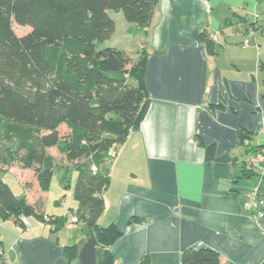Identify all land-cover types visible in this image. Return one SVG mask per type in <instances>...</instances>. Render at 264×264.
<instances>
[{
    "label": "crops",
    "instance_id": "obj_1",
    "mask_svg": "<svg viewBox=\"0 0 264 264\" xmlns=\"http://www.w3.org/2000/svg\"><path fill=\"white\" fill-rule=\"evenodd\" d=\"M125 28L138 48L134 62L147 59L149 107L140 129L103 167L109 185L98 225L122 232L110 248L115 264H139L145 256L151 264H181L189 248L212 249L221 264H264V219L246 207L254 188L264 193V163L251 168L253 149L263 144L264 0H159L150 27ZM204 31L215 41L213 56L199 40ZM0 175L15 177L14 194L41 204L46 216L70 217L78 209L74 182L70 201L63 199L62 173L63 198L53 201L58 216L46 212L52 189L43 193L33 170L0 165ZM22 219L0 218L11 232L0 237L5 260L65 264L67 245L54 237L60 231Z\"/></svg>",
    "mask_w": 264,
    "mask_h": 264
},
{
    "label": "trees",
    "instance_id": "obj_2",
    "mask_svg": "<svg viewBox=\"0 0 264 264\" xmlns=\"http://www.w3.org/2000/svg\"><path fill=\"white\" fill-rule=\"evenodd\" d=\"M158 1L0 0V165L33 170L43 193L49 192L56 172L62 173L67 190L68 174L75 169L74 214L86 237L82 242L95 236L101 246L99 264H115L110 248L122 236L114 224L98 225L109 185L103 167L110 150L140 129L149 107L146 57L134 62L125 51L101 45L116 31L109 12L122 13L128 23L144 29L151 26ZM13 23L31 28L30 33L18 37ZM199 40L209 55L216 54L207 31ZM52 148L65 154L68 165H56ZM30 217L54 226V233L68 221L46 216L41 204L18 198L0 180V218L19 223ZM82 242L63 248L65 264L78 258ZM0 264H9L1 254ZM139 264H151V258L145 256ZM181 264H221V257L209 248H189Z\"/></svg>",
    "mask_w": 264,
    "mask_h": 264
},
{
    "label": "rangeland",
    "instance_id": "obj_3",
    "mask_svg": "<svg viewBox=\"0 0 264 264\" xmlns=\"http://www.w3.org/2000/svg\"><path fill=\"white\" fill-rule=\"evenodd\" d=\"M121 14V20L119 19V17L117 16L118 13H115V12H109V15L111 17L112 20H114L115 22V25H116V31L114 33V35L110 38V40L106 41L105 43H103L101 45V49H104V48H116V49H119V50H126L128 51L127 54L128 56L132 59V61H134L135 57L137 56V50L138 48H136V52H134L133 50V44H131V41L128 39L129 37L126 36V33H125V26L129 25L130 23H128L124 17H123V14ZM13 30L14 32L16 33V35L18 37H23L25 35H27L28 33H30L31 31V28L29 27H21V26H18L17 24L13 23ZM130 45V46H129ZM132 46V47H131ZM1 122V121H0ZM61 135L62 136H66L68 134V130L65 128V127H62L61 128ZM249 142L246 140L244 142L245 146H249L248 144ZM262 146V145H261ZM53 149V153H54V159L56 161V165L59 163V160L60 158L62 157L64 160H60V164L61 166H65V163L63 161L66 162V159H65V154L63 155V153H61L60 149L58 148H52ZM67 163V162H66ZM64 164V165H63ZM68 164V163H67ZM60 166V165H58ZM2 175H0V179H3L6 183H8V185L12 188V190L15 192L16 195H19V187H18V183H17V180L15 177H12V176H6L4 178H1ZM59 177H60V172H56L54 173L53 175V178H52V182H51V192L48 193L49 194V200H48V205H47V210L46 212L49 214V215H56L58 216L62 209L61 210H58L59 209V205L56 206L54 204V200L57 199L58 197V191H59ZM77 180V173L74 170L70 171L69 174H68V181H69V188L68 190L66 191V195L65 197H58V200L59 199H64V200H68L70 201V194H71V185L72 183ZM62 206V205H61ZM72 217H75L77 218V222L76 223H71V218ZM49 218V217H48ZM68 218V221L67 223L65 224V227L69 228V229H61L59 230V235L57 236H54L55 238L59 237L60 238V242L62 245H67V246H71V245H74L76 243H79L82 238L83 239H86V237L82 234V231H81V227L79 226V219L78 217L74 214L70 217H67ZM54 218H49V221H53ZM70 223V224H69ZM3 224H5L4 222L3 223H0V237H2L3 239H10V235L9 233L11 234V232L8 230H4L5 228H7L6 226L4 227ZM69 224V226H68ZM80 229V231H79ZM79 244H76V246H78ZM69 264H80L79 261H78V258L72 260L69 262Z\"/></svg>",
    "mask_w": 264,
    "mask_h": 264
},
{
    "label": "built area",
    "instance_id": "obj_4",
    "mask_svg": "<svg viewBox=\"0 0 264 264\" xmlns=\"http://www.w3.org/2000/svg\"><path fill=\"white\" fill-rule=\"evenodd\" d=\"M248 45H249L248 42H246L244 44L245 47ZM260 134L263 138V144L260 147V149H258L254 153V157H253L252 162H251V168L252 169H258L260 164L264 163V114L262 115V124H261ZM114 155H115V148L111 149L109 152L110 157H113ZM251 194H252V196L247 201L246 207L248 209H253L256 211L255 216L257 219H264V193H262L260 189L254 188ZM48 220H49V218L45 217V221H48ZM70 221L72 224L76 223L77 218L72 217ZM69 224H68V226H69Z\"/></svg>",
    "mask_w": 264,
    "mask_h": 264
},
{
    "label": "water",
    "instance_id": "obj_5",
    "mask_svg": "<svg viewBox=\"0 0 264 264\" xmlns=\"http://www.w3.org/2000/svg\"><path fill=\"white\" fill-rule=\"evenodd\" d=\"M101 248L95 236L82 242L78 261L80 264H99L98 250Z\"/></svg>",
    "mask_w": 264,
    "mask_h": 264
}]
</instances>
